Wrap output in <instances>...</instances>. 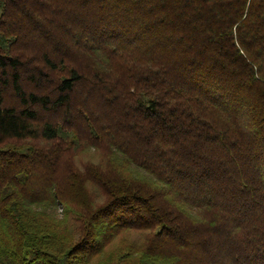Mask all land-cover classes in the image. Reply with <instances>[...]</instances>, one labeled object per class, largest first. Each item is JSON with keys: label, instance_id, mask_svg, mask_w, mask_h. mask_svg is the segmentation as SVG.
I'll list each match as a JSON object with an SVG mask.
<instances>
[{"label": "trees", "instance_id": "16d2710c", "mask_svg": "<svg viewBox=\"0 0 264 264\" xmlns=\"http://www.w3.org/2000/svg\"><path fill=\"white\" fill-rule=\"evenodd\" d=\"M0 264H264V0H0Z\"/></svg>", "mask_w": 264, "mask_h": 264}, {"label": "rangeland", "instance_id": "374dc122", "mask_svg": "<svg viewBox=\"0 0 264 264\" xmlns=\"http://www.w3.org/2000/svg\"><path fill=\"white\" fill-rule=\"evenodd\" d=\"M21 143H25V142H21ZM19 144V145H16V144H11L10 142L7 143V146L6 147H11V148H14V146H20L18 147L17 149H22V144ZM82 153L84 154H81V156L85 157V158H88V156L90 155L91 156V161L92 162H96V164H100V165H104L105 164V161L107 160L106 157L102 158V160L99 158L98 159V156H96L95 154H93L92 150H88V149H84L82 150ZM82 158V157H81ZM83 159V158H82ZM126 170H128V172L130 174H132V176H135V177H139L141 179H145V180H149V181H152V179L150 178V176H148L144 171H141V170H138L134 167H126ZM130 236H132V234H130Z\"/></svg>", "mask_w": 264, "mask_h": 264}]
</instances>
